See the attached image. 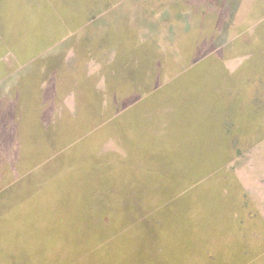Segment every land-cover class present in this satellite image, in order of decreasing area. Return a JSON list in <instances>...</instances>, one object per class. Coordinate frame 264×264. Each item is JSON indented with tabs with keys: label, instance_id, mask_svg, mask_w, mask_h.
Returning <instances> with one entry per match:
<instances>
[{
	"label": "rangeland",
	"instance_id": "374dc122",
	"mask_svg": "<svg viewBox=\"0 0 264 264\" xmlns=\"http://www.w3.org/2000/svg\"><path fill=\"white\" fill-rule=\"evenodd\" d=\"M36 1L0 0V41L5 9L43 33L85 20L66 26L48 5L56 16L96 11L95 0H38L37 14ZM127 8L85 26H171L124 19ZM202 22L200 35L185 33L196 51L161 52L167 66L154 68L152 99L122 101L128 108L115 121L106 116L103 129L80 136L65 122L64 101L52 98L53 63L74 45L45 49L40 71L17 69L6 81L1 55L0 264H264L262 61L241 52L239 35L230 42L228 29L249 21ZM15 77L27 88L20 112L2 102ZM33 87L41 110L30 108Z\"/></svg>",
	"mask_w": 264,
	"mask_h": 264
},
{
	"label": "crops",
	"instance_id": "0c3cea01",
	"mask_svg": "<svg viewBox=\"0 0 264 264\" xmlns=\"http://www.w3.org/2000/svg\"><path fill=\"white\" fill-rule=\"evenodd\" d=\"M94 3L96 11L90 14L88 9H85L83 14L62 12L63 15L59 14L58 17L51 9V5H48L47 12L51 14V18L64 21L66 26L72 20H85L74 28L53 27L48 32L44 30V33L39 26L24 29L16 22L14 15H9L10 11L7 12L5 9L6 13H4L0 58L4 53L5 81L8 80L7 75L17 69L27 67L28 72L32 70L34 73L35 69L40 71V56L45 49L63 44L66 47L74 45L70 52L65 49L64 53L59 54L58 62L53 63V92L56 96L52 98L56 101H64L65 122L72 125L69 130L75 134L95 130L99 125L103 129L106 116H114L111 120L115 121V116L122 113L120 109L128 108L122 101H131L129 103L131 107V104H136L138 99H152L154 68L167 66L165 60H162L161 52L196 51L200 46L198 40L195 41L196 47L187 49L185 33L187 30L197 29L200 35L202 29H207L202 22L205 20L249 21L237 31L228 29V35L230 42L239 35L242 53H257L258 63L262 61L258 65V68L263 69L260 73L261 78L264 76V0H95ZM125 5H128L127 11L130 16L124 19L137 17L144 20H166L171 21V26L167 28L168 30L151 26V29L141 27L130 28L127 31L109 28L99 30L85 26L93 19L119 13L121 9H125ZM35 7L39 14L41 10L38 0ZM135 11L138 15L132 16ZM181 20L182 23L177 24V21ZM79 30H82L86 38L78 43V41L74 42L73 35ZM47 38L49 40H46ZM45 41L47 44L42 47ZM68 52L70 54H67ZM15 78L11 83L17 84L18 87H11V98H8L7 102L3 98L2 102L7 107L13 106L20 112L23 111L25 102H22L21 107L17 102L20 99L26 100L27 88L20 86L23 78ZM262 81L264 82V79ZM35 90L36 88L33 87L32 96L28 97L32 99L30 108L41 110L40 92ZM68 100L70 103L66 102ZM159 116L160 114L158 118ZM88 125H92L91 129ZM3 130L4 127L1 128V131ZM75 137H77L75 140L79 138L77 135ZM183 192H188L192 198L194 197V193L189 190ZM263 250L264 248L261 250L262 254H264Z\"/></svg>",
	"mask_w": 264,
	"mask_h": 264
}]
</instances>
